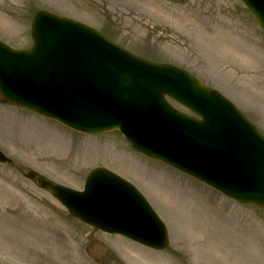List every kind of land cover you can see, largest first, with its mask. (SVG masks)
<instances>
[{
    "label": "rangeland",
    "instance_id": "1",
    "mask_svg": "<svg viewBox=\"0 0 264 264\" xmlns=\"http://www.w3.org/2000/svg\"><path fill=\"white\" fill-rule=\"evenodd\" d=\"M38 11L190 73L264 136V31L240 0H0V40L28 49ZM0 150L11 160L0 164V264H264V210L134 154L118 133L88 137L0 104ZM95 169L128 180L144 196L168 230L165 251L78 222L26 178L35 171L82 190ZM14 250L28 252L26 261Z\"/></svg>",
    "mask_w": 264,
    "mask_h": 264
},
{
    "label": "water",
    "instance_id": "2",
    "mask_svg": "<svg viewBox=\"0 0 264 264\" xmlns=\"http://www.w3.org/2000/svg\"><path fill=\"white\" fill-rule=\"evenodd\" d=\"M264 29V0H241ZM33 48L0 44V98L85 135L118 131L130 148L239 203L264 208V138L217 92L187 73L137 59L79 23L44 12L32 22ZM169 97L201 121L177 112ZM7 159L0 153V163ZM33 178L34 175L29 173ZM38 185L75 218L163 250L165 226L142 196L101 171L83 192Z\"/></svg>",
    "mask_w": 264,
    "mask_h": 264
},
{
    "label": "bare ground",
    "instance_id": "3",
    "mask_svg": "<svg viewBox=\"0 0 264 264\" xmlns=\"http://www.w3.org/2000/svg\"><path fill=\"white\" fill-rule=\"evenodd\" d=\"M16 246L17 245L14 243V249L16 248ZM2 251H3V249L0 248V252H2ZM26 254L28 255V252H26L25 250H22L21 253H17L14 250V257H15L16 260H24V261H26L25 260L26 259Z\"/></svg>",
    "mask_w": 264,
    "mask_h": 264
}]
</instances>
